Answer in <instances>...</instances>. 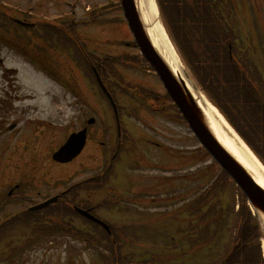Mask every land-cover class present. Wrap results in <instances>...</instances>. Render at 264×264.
Masks as SVG:
<instances>
[{
    "label": "rangeland",
    "instance_id": "obj_1",
    "mask_svg": "<svg viewBox=\"0 0 264 264\" xmlns=\"http://www.w3.org/2000/svg\"><path fill=\"white\" fill-rule=\"evenodd\" d=\"M71 1V0H70ZM99 0H81L78 5L82 6L84 9L83 11H77V16L79 17V14L81 12H84L85 8L88 7L87 4L94 3L95 5L99 6V3H103L104 1ZM116 2V0H114ZM155 5L157 7V13L160 18V22L163 25L165 29V25L162 19V16L160 14L159 6H158V0H154ZM249 2V0H246ZM43 2V0H41ZM105 3V2H104ZM49 4V3H47ZM38 5V4H37ZM108 7V6H107ZM51 9V8H49ZM68 9V8H67ZM43 11V9H41ZM69 10V9H68ZM73 11V8L72 10ZM61 12L59 11H53L50 10L48 13V16L54 17ZM68 13V12H67ZM112 11H110V8L104 9V13L100 15L99 19H106L107 16L109 17ZM238 22L242 24H245L248 21V16L245 14V11L238 12ZM112 19H118L119 13H115L111 15ZM121 17V14H120ZM123 23L117 22L115 20L114 22L107 23L106 25H102L101 28H104L103 30H106L103 32V30L95 28V26L90 27H82L81 30L78 31V34L86 41V38L88 35L91 38H94L97 42H88L91 49H94L98 52V56L104 57L105 52H99L102 50H107L109 47H113V44L109 42V39H113L112 37L119 38L118 40L122 41H128V37L125 34ZM248 22L246 23V26H248ZM113 31H111V29ZM166 31V29H165ZM112 32V33H111ZM107 37H110L107 39ZM42 42H40L41 44ZM172 43V42H171ZM174 46V45H173ZM175 48V47H174ZM126 50L125 48H120L115 50L114 53H117L119 51ZM176 50V48H175ZM95 52V51H94ZM177 52V50H176ZM178 53V52H177ZM93 55L97 56L92 52ZM61 55H64L62 53ZM179 56V54H178ZM180 57V56H179ZM181 59V58H180ZM0 60H3V65H0V100H4V98H9V100L12 102L13 105H15V108H20L23 105H33L34 107L36 105L44 106L48 113L46 114L45 120L47 121V125H49V129L53 130L54 132H59L60 130H68L70 126H74L75 122L73 121V117L75 116L73 111L70 109V105H73L74 100H72L71 97H69L68 93L64 92L62 88L57 86L52 81H46V77L40 74L37 71H34V69L27 65L24 59H22L21 54H18L17 52H10L9 48H5V46L0 44ZM61 70L53 69L56 74H64L65 78L63 81L67 86H70L71 89L76 90L77 88L80 90L82 95L84 96L85 100L89 98V96L86 94L85 89L88 91V93L91 96V102L94 106V109L100 114V116L105 120L106 123L110 125H114V115L110 108V105L108 101L103 97V95L100 93L97 86L94 84V82L90 79L91 76L87 73L85 70V66L81 67L82 65H79L78 63L73 64L71 61L68 63L64 56H60L59 58ZM182 65L188 74V76L191 78V80L194 82V84L197 86L195 79H193V75L189 72L186 65L183 63L181 59ZM14 69L12 71L15 74V79L11 80V76H8L5 80H3V74H6L4 69ZM16 69V71H15ZM133 74L132 77H130L128 80L134 81L136 83H139L145 88H148L150 90H154L157 92H161L162 88L159 85L158 80L153 76L151 73H144L142 76L138 75L135 71H131ZM8 74V72H7ZM6 74V75H7ZM10 75V74H9ZM138 75V76H137ZM59 76V75H58ZM88 76V77H87ZM45 77V78H44ZM193 77V78H192ZM47 83L45 84L44 81ZM43 85L44 94L41 95L40 91L38 89ZM107 86L111 89V85L107 83ZM77 87V88H76ZM158 88V89H157ZM198 88V87H197ZM121 94L118 95L113 92L116 101L120 108V118L122 122L127 123L128 121L125 120V111L122 108V104L128 105L127 100H123L120 98V96H123L127 99H129L127 96L126 91L124 88H119ZM112 90V89H111ZM198 90L201 92V90L198 88ZM2 92V94H1ZM126 94V95H124ZM7 95V96H6ZM122 99V100H120ZM136 99L135 101H137ZM9 102V101H8ZM6 104V103H3ZM129 106V105H128ZM127 106V107H128ZM153 101L149 102L148 109L147 110H141V116L140 118L136 117H128L130 121L132 122H138V123H145V121H148L149 123V133L145 135L144 130L142 127H138L142 130L143 134L145 136H150L151 138L157 139V142L159 143L160 147L157 146V156L155 155V151L151 150L150 152L145 151L146 154H144L145 158V166L144 167V173H145V183H144V189L145 191H151V187L154 185V182L152 181L154 172V157H157V176H161L162 174L166 173L165 176H171L172 177V184L171 188L168 189L164 197L170 198L173 197L172 201L169 204H161V202H166V199L163 201H160L159 193H157V204H151L154 203L152 199H150L151 196H148L149 198L145 200H141L139 203L135 206H131L134 208L133 211L135 214L139 215L141 218H149L150 220H154L153 223L147 224V222L142 220L141 227L144 228V234L145 235H135L132 239L131 235L124 234L121 237L127 238L126 240H123L121 242V246L123 250H128V253L130 254H141L142 252H147V254H151L150 251L157 250H151V249H158V248H164L168 249H179L177 251V254H182L183 252H189L191 250V244L193 240L198 239L195 235L192 236L191 242L187 243V247L184 248L183 245H180L178 247H173V244L171 242H164L161 244L157 243L155 240H153V236H157V222L161 223L160 226H164V230H167L168 234L171 232L170 237L179 238L183 237L184 235L179 234V228L182 227L184 229L189 230L188 226V220L193 219L194 213L191 211L187 212L186 205H190L192 202L195 201V197L199 196V192L203 187H199L198 185L200 183L191 184L187 180V175H190V172L196 171L198 168H202L206 163H210V161H200L199 157L197 158V161H193L191 163V158L187 162V158L190 156L189 152H192V150H195L198 148V143L195 142V139H193L192 134L188 127L183 126L182 124H176L174 121L170 120L168 117L171 115L169 112L167 115H164V112H160V108L163 107V103L157 104V112H155V109H153ZM33 107V109H34ZM64 108V109H62ZM128 112L130 113V108L128 107ZM139 116V115H138ZM142 118V119H141ZM140 119V120H139ZM8 120V119H7ZM10 120V119H9ZM14 120L10 121L9 124H13ZM127 127L129 131L132 134H135L136 128L133 124L128 123ZM154 128V130H153ZM49 137H47V140ZM63 141H60V144ZM4 144L3 141L0 140V150L3 149L2 145ZM93 146L91 145L88 149V151L85 153V155L82 156L81 159H79L77 162H75L73 165L67 166L65 168L61 169H52L51 167H46L44 172L48 169L49 172L54 173L56 177V182L54 184L56 185H66L73 180L76 179H82L85 177H89L91 173L93 172V169L95 167V164L99 162V158L101 157V153H97V158L92 161V152ZM150 153V154H149ZM196 158V157H195ZM132 158H128V160H123L118 168V178H122V170H124L128 166V162H131ZM13 164V161L11 162ZM131 165V163H130ZM187 165V167H185ZM201 170V169H200ZM199 170V172H200ZM197 172V171H196ZM198 173V172H197ZM136 175V173H135ZM27 181L28 178H25ZM39 181H42L41 179H35L33 180L34 183L38 184ZM161 181V180H160ZM177 184V185H176ZM60 190V189H59ZM58 190V191H59ZM157 191L160 190V186H158L157 183ZM146 193V192H145ZM52 194V192H51ZM221 198V205L220 208H222L232 219L233 224L235 213L234 211L231 212L230 208L233 210L235 206L237 207V200H238V194L236 192V189L228 188L225 190L224 193L221 194L219 197ZM175 200L177 203H175ZM131 207L130 210H131ZM111 209L107 210H99L98 215L102 217V219L106 220L109 224L120 229L122 224H128L130 225L131 222L128 221L127 218H129V213L126 212V209H120L119 212L125 211L124 215H116L108 212ZM12 211H7L5 214H9ZM203 212H206L205 209H203ZM132 215V214H131ZM128 216V217H126ZM228 217V218H229ZM159 219V220H157ZM230 221V222H231ZM229 222V221H227ZM76 226L78 228L85 227L84 224L81 222H77ZM230 226L227 225L225 229L222 230L220 234V238L217 242L215 240H206L203 242V250L201 251L202 254L198 255L197 260L198 263L196 264H207L208 262V256L213 257H219L224 254V248L225 245L223 243H227L233 236V229L230 230ZM234 226V225H233ZM124 232V231H123ZM264 239V236H263ZM70 239L67 238L63 241V247L62 250L64 252L67 251L66 254L63 256H58L60 254L59 247H60V241H55L54 245L49 246L51 249L50 251L45 249L47 248L46 245L43 246L42 249L36 254H32V252H28L26 255L28 256V261L25 262L23 255L21 257L22 264H101L100 262V256L104 253H100V251H95L92 246L87 245L85 243H81L77 240L69 241ZM122 240V239H121ZM257 242V241H256ZM263 243V240H262ZM161 245V246H157ZM56 248V249H52ZM139 248H146V250H139ZM37 250V249H35ZM70 250V251H69ZM68 253L71 256H68ZM76 253V254H75ZM123 254H127L126 252H123ZM75 254V256L73 255ZM0 255H2L0 253ZM69 260V261H68ZM21 264V263H20Z\"/></svg>",
    "mask_w": 264,
    "mask_h": 264
},
{
    "label": "water",
    "instance_id": "obj_2",
    "mask_svg": "<svg viewBox=\"0 0 264 264\" xmlns=\"http://www.w3.org/2000/svg\"><path fill=\"white\" fill-rule=\"evenodd\" d=\"M127 17L130 19L138 45L150 63L156 68L165 87L188 119L202 144L210 151L220 165L228 171L245 191L253 207L264 218V189L236 162L221 146L211 132L197 100L187 89L181 77L175 75L141 26L135 0H122Z\"/></svg>",
    "mask_w": 264,
    "mask_h": 264
},
{
    "label": "bare ground",
    "instance_id": "obj_3",
    "mask_svg": "<svg viewBox=\"0 0 264 264\" xmlns=\"http://www.w3.org/2000/svg\"><path fill=\"white\" fill-rule=\"evenodd\" d=\"M138 9L140 12V15L144 18L145 23L147 26H149V30L152 36V39L155 43V46L157 47L158 51L163 53L164 56L167 58L170 66L173 68V70H176V74L180 77L184 78L186 75L185 71L183 70L181 63L179 61V58L174 50V48L171 46L168 37L166 35V32L164 31L162 25L160 24V21L158 19V13H157V7L155 5L154 0H138ZM189 85V84H188ZM191 88V86L189 85ZM192 90V88H191ZM199 101V104L201 108L203 109L204 117L206 118L207 122L212 124L214 123L215 127H217V130L221 134L220 136L217 134V137L221 141V143L230 151V154L234 156L238 161H241L245 166H249L252 172L250 174L253 176L254 179L257 180L258 184L264 187V170H261V172H256L255 169L251 166L249 162H253L254 160L256 163L253 154L249 152L248 150L243 151L242 149H238V147H242L243 145L240 143L238 139H235L234 143L228 139V137L223 134L220 130V124L218 123V119L221 117L214 108L211 106H208L207 104H203L200 99L197 98ZM240 160H239V159ZM252 159V160H251ZM62 194V198L65 197V193L63 191H60ZM194 212V210H193ZM225 245L224 251L230 252L231 249L228 247L226 243H223Z\"/></svg>",
    "mask_w": 264,
    "mask_h": 264
},
{
    "label": "trees",
    "instance_id": "obj_4",
    "mask_svg": "<svg viewBox=\"0 0 264 264\" xmlns=\"http://www.w3.org/2000/svg\"><path fill=\"white\" fill-rule=\"evenodd\" d=\"M163 11L168 17L169 22H172L176 27L183 29L185 37L188 36V14L186 9L188 7L187 3L184 0H163ZM183 16V20L181 18ZM182 20V21H181ZM197 70H203V66L199 65L198 62L191 65ZM248 213V214H247ZM247 215L244 224L242 225L239 238L236 241L237 243L231 248L230 252H227L226 257L222 258L220 261L212 264H264L262 256L260 254V249L258 246H254L251 243V219L247 208L243 205L242 207V216ZM218 216V215H217ZM217 225L218 229H221L224 225V220L215 219L212 220ZM235 241V242H236ZM180 257H175V260H178ZM193 263H198L192 260H189Z\"/></svg>",
    "mask_w": 264,
    "mask_h": 264
},
{
    "label": "flooded vegetation",
    "instance_id": "obj_5",
    "mask_svg": "<svg viewBox=\"0 0 264 264\" xmlns=\"http://www.w3.org/2000/svg\"><path fill=\"white\" fill-rule=\"evenodd\" d=\"M262 74L256 73L258 92L263 95L264 94V76Z\"/></svg>",
    "mask_w": 264,
    "mask_h": 264
}]
</instances>
